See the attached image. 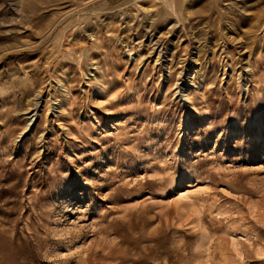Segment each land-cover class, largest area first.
I'll list each match as a JSON object with an SVG mask.
<instances>
[{
	"label": "rangeland",
	"instance_id": "rangeland-1",
	"mask_svg": "<svg viewBox=\"0 0 264 264\" xmlns=\"http://www.w3.org/2000/svg\"><path fill=\"white\" fill-rule=\"evenodd\" d=\"M0 264H264V0H0Z\"/></svg>",
	"mask_w": 264,
	"mask_h": 264
}]
</instances>
